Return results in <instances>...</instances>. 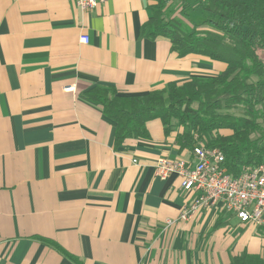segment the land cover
Segmentation results:
<instances>
[{
	"label": "crops",
	"instance_id": "obj_1",
	"mask_svg": "<svg viewBox=\"0 0 264 264\" xmlns=\"http://www.w3.org/2000/svg\"><path fill=\"white\" fill-rule=\"evenodd\" d=\"M152 4L106 0L82 11L71 0H0V264H229L242 251L264 255L258 231L218 208L178 220L197 193L174 176L159 179L154 165L195 163L177 149L181 128L166 136L152 120L148 139L115 147V123L84 98L94 87L143 95L225 70L148 37Z\"/></svg>",
	"mask_w": 264,
	"mask_h": 264
},
{
	"label": "trees",
	"instance_id": "obj_2",
	"mask_svg": "<svg viewBox=\"0 0 264 264\" xmlns=\"http://www.w3.org/2000/svg\"><path fill=\"white\" fill-rule=\"evenodd\" d=\"M150 1L151 17L142 28L148 37L169 39L181 58L199 55L226 68L143 95L121 96L114 87L86 92L85 100L115 123V147L133 137L148 139L146 124L160 120L166 136L182 129L179 152L197 143L220 149L231 176L264 164V0H196L199 23L191 17V1L179 0L177 16L172 0ZM258 234L264 238V228ZM229 264H264V255L242 251Z\"/></svg>",
	"mask_w": 264,
	"mask_h": 264
},
{
	"label": "built area",
	"instance_id": "obj_3",
	"mask_svg": "<svg viewBox=\"0 0 264 264\" xmlns=\"http://www.w3.org/2000/svg\"><path fill=\"white\" fill-rule=\"evenodd\" d=\"M82 11H90L106 0H71ZM81 43L89 38L82 35ZM195 159L189 164L182 158L160 157L154 165V174L161 180L174 176L185 192L197 197L179 214L186 221L200 208H218L234 217L241 225L264 228V164L243 166L236 176L228 174L224 154L217 148L197 143L191 150ZM172 222L167 221L170 225Z\"/></svg>",
	"mask_w": 264,
	"mask_h": 264
},
{
	"label": "rangeland",
	"instance_id": "obj_4",
	"mask_svg": "<svg viewBox=\"0 0 264 264\" xmlns=\"http://www.w3.org/2000/svg\"><path fill=\"white\" fill-rule=\"evenodd\" d=\"M173 1V4H174V8H175V15L177 16L178 15V11L179 10H177V9H180L181 8V4H180V2H179V0H172ZM188 1H191V4H192V6H194L195 8H194V10L193 11H191L190 12V14H191V17H192V19L196 22V23H199L200 21H199V19H202L203 17V15H202V13H201V11L198 9V8H196V0H188ZM202 17V18H201ZM254 80H256V78H253ZM221 133L222 134H227V133H229V132H227V131H221ZM218 149V148H217ZM218 150H220V149H218ZM221 151V150H220ZM222 152V151H221ZM226 214V213H225ZM258 229L259 228H255V230H257L258 231ZM235 233H237V234H240V235H242V233H243V230H237V231H235ZM252 234V237H254V238H256V239H260L261 241H263V243H264V238L263 237H261L259 234H258V232H256V231H253V233H251Z\"/></svg>",
	"mask_w": 264,
	"mask_h": 264
}]
</instances>
